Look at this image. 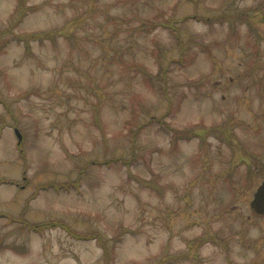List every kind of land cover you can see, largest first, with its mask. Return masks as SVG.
Returning a JSON list of instances; mask_svg holds the SVG:
<instances>
[{
  "label": "rangeland",
  "instance_id": "1",
  "mask_svg": "<svg viewBox=\"0 0 264 264\" xmlns=\"http://www.w3.org/2000/svg\"><path fill=\"white\" fill-rule=\"evenodd\" d=\"M263 180L264 0H0V264H264Z\"/></svg>",
  "mask_w": 264,
  "mask_h": 264
},
{
  "label": "water",
  "instance_id": "2",
  "mask_svg": "<svg viewBox=\"0 0 264 264\" xmlns=\"http://www.w3.org/2000/svg\"><path fill=\"white\" fill-rule=\"evenodd\" d=\"M16 133L21 140L22 136L20 135L18 130H16ZM251 207L256 212V214L264 216V182L254 194V198L251 202Z\"/></svg>",
  "mask_w": 264,
  "mask_h": 264
},
{
  "label": "trees",
  "instance_id": "3",
  "mask_svg": "<svg viewBox=\"0 0 264 264\" xmlns=\"http://www.w3.org/2000/svg\"><path fill=\"white\" fill-rule=\"evenodd\" d=\"M49 186H51L52 188H54L55 190H61V188L63 187V186H65L66 187V185H63V186H57L56 184H53V183H50V184H46L45 185V187L47 188V187H49ZM38 225H40L39 227H37L36 229H39V228H42V229H48V228H51V227H55V226H57V227H62L63 229H66V230H68L70 233H73V235H75L76 233H74L72 230H70L66 225H64V224H62V223H56V222H54V223H45V224H38ZM78 235V234H77ZM77 235H75V236H77ZM80 236V237H79ZM77 237H79V239L80 238H82V239H86L85 237H82L81 235H78Z\"/></svg>",
  "mask_w": 264,
  "mask_h": 264
}]
</instances>
